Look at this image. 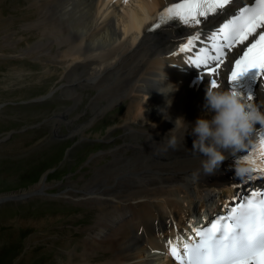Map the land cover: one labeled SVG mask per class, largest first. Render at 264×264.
<instances>
[{
  "label": "bare ground",
  "instance_id": "bare-ground-1",
  "mask_svg": "<svg viewBox=\"0 0 264 264\" xmlns=\"http://www.w3.org/2000/svg\"><path fill=\"white\" fill-rule=\"evenodd\" d=\"M176 2L179 0L32 1L38 17L28 26L38 27L42 37L35 44L29 43L27 48H22L20 55L24 53L44 62L63 65V75L69 77L68 84L61 87L64 99H73L77 103L83 92L76 86L101 84L98 100L106 98L107 102L97 106V99L92 100L96 115H102L115 102L127 98L124 114L120 113L124 128L129 127L135 132L143 130L149 135L138 157H127V145H119L109 151L113 158L99 166L92 176L82 181H69V195L64 193L65 197L71 196L80 203L96 207L94 222L86 229L83 241L84 264H178L169 250L170 239L175 241L178 235L184 236L195 219L214 215L224 205L235 204L242 193L264 185L262 177L253 180L235 177L232 156L214 173L205 174L200 154L190 158L169 157L160 152L163 150L149 146L167 147V135L178 118L183 117L194 126L195 120L205 115V94L210 77L188 63L187 56L192 53H179L178 50L197 32L200 35L196 41L197 49L204 48L211 32L232 9L213 16L195 29L177 23L155 32L146 31L149 22L157 18L165 6ZM9 29H4L2 52L9 47L17 50L23 39L17 30L9 32ZM232 52L239 51L233 49ZM232 57L228 60L229 67L226 64L219 70L220 88H229L227 71L231 68ZM111 76L113 79L105 84ZM168 83L174 84L171 87L176 90L167 95L160 93L158 89ZM162 90L169 91L168 88ZM256 95L255 104L264 105V83L257 87ZM61 116L55 115V133L64 138L67 134L59 132L64 119ZM93 120L95 118L80 122L82 124L71 129L69 134L84 132ZM131 121L138 122L143 129L131 126ZM69 122L76 121L69 117ZM262 129L264 127L257 125L254 143L249 148L258 143ZM188 131L186 134L180 128L169 135H176L177 141L194 140L191 128ZM245 154L247 152L241 155ZM174 164L190 166L188 179L179 182ZM197 172L199 175L193 176ZM49 185L44 176L37 184L22 191H44ZM9 194L13 193L6 195ZM103 250L106 251L105 259L96 263L86 256ZM70 253L71 261L80 255L74 249Z\"/></svg>",
  "mask_w": 264,
  "mask_h": 264
},
{
  "label": "rangeland",
  "instance_id": "rangeland-1",
  "mask_svg": "<svg viewBox=\"0 0 264 264\" xmlns=\"http://www.w3.org/2000/svg\"><path fill=\"white\" fill-rule=\"evenodd\" d=\"M32 1L0 0V45L6 28H10L9 32L17 30L23 38L17 50L12 47L0 50V195L30 188L45 175L50 185L43 192L51 196L44 194L0 206V264H84L83 241L86 229L94 222L96 207L67 197L69 181L92 176L99 166L113 158L109 151L119 145H127V157H138L149 135L143 130L124 128L122 114L128 105L127 98L115 102L102 115H96L92 100L97 99V106L107 102L106 98L98 100L100 83L76 86L83 92L82 100L77 103L64 99L62 88L68 84L69 77H64L63 65L24 53L20 55L22 48L42 37L38 27L28 26L38 17ZM53 49L58 50L57 45ZM112 79L109 77L105 84ZM53 90V95L44 100L31 101ZM57 114L65 119L59 129L60 134H67L64 138L55 133ZM69 117L76 122L70 124ZM91 118L95 120L84 132L69 134L80 122ZM130 125L143 129L135 121ZM193 141L178 140L179 149L149 146L163 150L160 152L169 157L190 158L199 154L192 149ZM174 167L179 182L188 179L189 165L174 164ZM72 249L80 254L73 261ZM107 251L110 253V248ZM105 253L103 250L86 256L96 263L105 259Z\"/></svg>",
  "mask_w": 264,
  "mask_h": 264
},
{
  "label": "snow or ice",
  "instance_id": "snow-or-ice-1",
  "mask_svg": "<svg viewBox=\"0 0 264 264\" xmlns=\"http://www.w3.org/2000/svg\"><path fill=\"white\" fill-rule=\"evenodd\" d=\"M234 2L179 0L162 11L160 24L178 20L195 29L213 16L226 13ZM250 3L251 6L233 14L211 34V49L204 47L187 56L189 64L208 73L210 87H221L217 80L220 66L226 59L230 60L231 50L241 51V46L242 55L235 60V70L229 69L231 79L227 86L237 91L236 82L252 69L258 70L257 78L264 77V0H250ZM160 24L153 27L158 28ZM199 38V32L189 36L187 43L179 47V53H192ZM257 54L258 58L252 60ZM239 93L243 100H252V91ZM244 157L253 165L247 179L264 178V129L260 131L258 143L252 145ZM192 231L198 239L185 241L178 235L176 241H168L170 253L178 264H264V192L251 193L235 207L228 208L227 215L214 218L210 224L193 227Z\"/></svg>",
  "mask_w": 264,
  "mask_h": 264
},
{
  "label": "clouds",
  "instance_id": "clouds-1",
  "mask_svg": "<svg viewBox=\"0 0 264 264\" xmlns=\"http://www.w3.org/2000/svg\"><path fill=\"white\" fill-rule=\"evenodd\" d=\"M172 83L161 86L158 91L164 95L176 90ZM168 88L165 92L162 89ZM171 102H169L170 104ZM205 115L195 120L194 126L180 117L169 133L183 128L195 137L193 151L202 157L201 167L205 174H212L229 156L234 157V173L239 180H245L252 173L253 165L245 159L249 146L254 143L253 136L257 125L264 127V105L247 104L238 91L231 88L208 87L205 94ZM210 117V118H209ZM167 135V145L175 149L177 136ZM199 173H193L198 176Z\"/></svg>",
  "mask_w": 264,
  "mask_h": 264
},
{
  "label": "water",
  "instance_id": "water-1",
  "mask_svg": "<svg viewBox=\"0 0 264 264\" xmlns=\"http://www.w3.org/2000/svg\"><path fill=\"white\" fill-rule=\"evenodd\" d=\"M53 93H54V91L50 92L48 95L35 98L32 101H41V100L47 98L48 96H51ZM2 141H4V140H2ZM22 190H24V189L9 191V192L13 193V194H9V195H6L9 192L2 193V195H0V206L6 204L8 202L27 201V199H29V198L45 196L44 195L45 193L43 192V190L34 191V192H26V193H24ZM14 193H17V194H14Z\"/></svg>",
  "mask_w": 264,
  "mask_h": 264
}]
</instances>
